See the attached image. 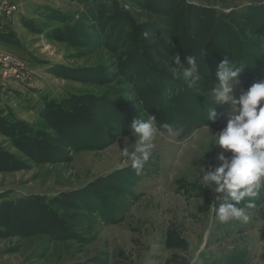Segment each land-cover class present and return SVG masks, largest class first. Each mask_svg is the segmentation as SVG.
<instances>
[{
  "label": "rangeland",
  "instance_id": "obj_1",
  "mask_svg": "<svg viewBox=\"0 0 264 264\" xmlns=\"http://www.w3.org/2000/svg\"><path fill=\"white\" fill-rule=\"evenodd\" d=\"M199 11L230 49L184 91L174 58L205 52ZM225 59L245 66L235 99L264 81V0H0V264H264V190L222 223L227 193L200 183L231 156L209 143L238 114L214 103ZM149 115L137 175L123 137Z\"/></svg>",
  "mask_w": 264,
  "mask_h": 264
},
{
  "label": "clouds",
  "instance_id": "obj_2",
  "mask_svg": "<svg viewBox=\"0 0 264 264\" xmlns=\"http://www.w3.org/2000/svg\"><path fill=\"white\" fill-rule=\"evenodd\" d=\"M185 60L187 67H184L181 57L177 55L174 64L183 69V79L192 87L201 78L199 67L195 57L187 56ZM244 67L243 64L228 59L218 66L220 87L213 89L214 103L231 101L238 106L235 108L238 114L228 121L226 128L218 135L211 134L209 143L218 144L230 152L231 156L220 155L222 165L214 171H206L200 167L203 173L200 177L201 184L207 187L210 182H214L216 193H227L226 200L216 209V218L222 223L232 220L247 222L249 215L246 208L254 207L251 199L264 190V81L254 83L238 100L235 99L231 95L233 85L239 83ZM215 116V110L209 109L208 118ZM163 127L171 131L170 125L164 124ZM132 134L136 138L135 143H132L134 148L130 150L128 137H123L121 155L131 162L139 175L152 155L154 140L158 134L156 116L149 115L147 119L135 120ZM246 200L248 202L245 207H240Z\"/></svg>",
  "mask_w": 264,
  "mask_h": 264
},
{
  "label": "trees",
  "instance_id": "obj_3",
  "mask_svg": "<svg viewBox=\"0 0 264 264\" xmlns=\"http://www.w3.org/2000/svg\"><path fill=\"white\" fill-rule=\"evenodd\" d=\"M204 16H205V14L203 13V11L202 12L199 11L198 13L194 14L195 19L199 20L203 24V27L204 28L206 27L207 31L209 29L208 32H210L209 33L210 35L208 34V37H207L208 39L207 38L203 39V41L201 43L202 46L204 47L205 52L203 53V55H201V58L195 57L193 55L192 56L196 58L197 65L199 67V72L202 73V74H207L212 69V64L209 61V58L211 57V54H214L215 57H217V59H220L222 57L221 56L222 52L225 51L224 49L225 48L226 49H230V47H225V43L226 42L225 43H221V40H220L221 37L220 36H217L216 41L212 43V40H213V35L212 34H214L216 29H219L220 25L215 23V25L210 28V25L207 23V21H206L207 19L204 18ZM215 18H216L217 22L220 23L221 25H222V23L225 24V25H230L228 23L227 18H226L225 15H217V17H215ZM206 25H208V26H206ZM193 31H195V30H193ZM216 32H217V30H216ZM217 40H219V41H217ZM217 42H218L219 45H221L220 48H218L219 45L217 44ZM223 46H224V48H223ZM213 48H216V49H213ZM217 61L219 63V60H217ZM167 78H168V82L172 81V82H170L168 84L174 83V81L175 82L176 81H181L179 78L173 77V76H171V77L168 76ZM181 83H182V87H181L182 90L186 91L187 90L186 87H188V85L185 82H181ZM175 84H177V83H175ZM182 90H181V92H182ZM190 93H191L190 94L191 96L196 97V95H194L192 92H190ZM202 101H203V99H202ZM202 101H201V103H203ZM160 127H161V125H160ZM162 128H164V127H162ZM86 134H87L86 138H85L86 140H88L87 138L94 137V133H91L90 131H87ZM29 214L30 213H28L27 215H29Z\"/></svg>",
  "mask_w": 264,
  "mask_h": 264
}]
</instances>
